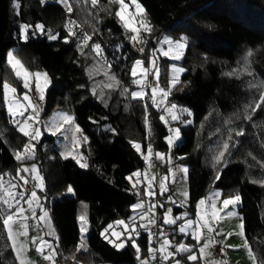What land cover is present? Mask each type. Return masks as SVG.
Masks as SVG:
<instances>
[{
	"label": "trees",
	"instance_id": "16d2710c",
	"mask_svg": "<svg viewBox=\"0 0 264 264\" xmlns=\"http://www.w3.org/2000/svg\"><path fill=\"white\" fill-rule=\"evenodd\" d=\"M17 2L19 9L13 0H0V196L5 198L10 182L25 190L15 158L25 137L7 117L2 98L4 82L22 90L21 79L7 62L11 51L28 71L44 70L48 75L42 116L64 111L81 129L80 153L87 167L61 157L52 136L36 144L31 159L43 180L39 194L50 201L62 251L59 264H151L149 230L139 231V258L130 243L117 249L101 232L108 224L128 220L132 206L145 199L142 176L133 175L141 173L144 160L133 144L167 151V130L159 112L146 99L131 98L136 86L130 71L132 63L146 58L164 34L187 41L183 58L187 71L168 99L191 112L192 122L182 129L183 144L178 148V160L188 170L189 217L195 218L197 202L213 188L224 196L239 195L245 238L257 264H264V101L260 100L264 88L259 87L264 83V0H137L151 28V34L141 32L143 53L132 46L131 32L115 16L119 5L109 0H98L95 7L91 0H69L70 14L55 2ZM24 23L33 26L27 40L20 32ZM37 24L44 30H37ZM69 27L76 35L65 43ZM84 33L92 39L82 54L77 45ZM93 43L101 44L100 56L88 55ZM245 64L251 75H225ZM109 83L111 89L105 87ZM124 88L128 92L121 94ZM257 103L260 107L253 111ZM221 151L225 154L217 164L215 157ZM81 215L86 216L88 234L86 250L77 251ZM184 238L190 241L182 234L175 240ZM0 264H16L1 215Z\"/></svg>",
	"mask_w": 264,
	"mask_h": 264
},
{
	"label": "rangeland",
	"instance_id": "374dc122",
	"mask_svg": "<svg viewBox=\"0 0 264 264\" xmlns=\"http://www.w3.org/2000/svg\"><path fill=\"white\" fill-rule=\"evenodd\" d=\"M40 1L42 4L47 2L58 3L62 5L63 8L67 11L65 4L62 3L61 0H40ZM68 4L70 5L69 0H68ZM125 4L128 5L125 14L126 18L131 19L134 26L140 29L139 36L141 39V32L145 31L140 25V20L143 19V16L137 13L135 4L132 2V0H125ZM121 23L123 25L122 21ZM66 26L67 27L71 26L70 18H68ZM134 34L135 33L131 32V36ZM164 37H168L174 42L179 40L178 38H175L170 34H164L158 40L155 41L153 48H151V51L149 52L146 58L139 57L132 63L130 69L131 74L134 69L136 72L135 76L132 75L133 79L140 81L139 84H134L136 86L134 91H141L142 89L143 99H146V92L144 90V87L146 86L147 83L148 73L151 75V79L156 81V73L158 71L159 87L167 90L169 86V82L172 80L174 75L173 66L175 65L176 67H183L184 56L180 60H174L172 59V56L176 54L175 51L170 53L169 56L167 57H165L162 54V51H168V47H169L167 44H161L159 42L162 41ZM131 44L137 51H139V49L141 48V43L139 42L131 40ZM153 52H155V55H153ZM137 60H141L143 61V63L140 66H137L135 63ZM151 61H154L155 66H153V63ZM10 66L12 67V65ZM145 69L147 70V73H145ZM13 71L15 73L14 69ZM29 72L46 73L44 70H34ZM182 75L183 73L179 74V79L181 78ZM19 79H21V84H22V90L20 92L14 86H12L7 82H4L3 85L5 83L9 84L12 88L16 89L15 93L5 90L2 85V98H3V107L5 113L7 117L10 119L11 123L15 126L16 130L25 137V143L23 145V148L19 152L23 154L24 146L31 144L35 146L34 147V153H35L36 144L44 136H52L54 138V145L58 149L59 155L61 157L65 158V155L71 158L72 156H76V158L80 159V161L82 162L78 133H74V128L77 126V124L74 121L72 126L69 127L67 124H64V122L60 119L62 114H67L69 116L72 115L64 111H57L49 115L48 117H43L42 111H43L44 99L43 100L39 99V93L36 90V84H37L36 77L34 75L29 77L28 89L23 88V83H24L23 78L21 77ZM39 84L43 91V95L45 96L46 90L49 87V80L47 79V82H45L44 77L41 76V78L39 79ZM24 93H27L32 98V102L35 106V109L33 107H28V101H25L23 99ZM150 97L151 99L149 103L151 104V106L159 112L160 118L161 116L164 117L162 121L167 130V134L165 136L167 151L166 152L163 150L155 151L153 146H151L153 152L152 155H149L147 150L148 145L145 148H143L141 144H140L141 146L140 151L138 152L136 150L144 160V168L141 170V176H142V181L144 183L145 199H141L140 201L137 202V203H143V207L139 209H134L133 206L137 204L135 203L132 206V213L129 216L128 220H124L125 223L128 225L127 232H131L133 227L130 220L131 217H135L134 227L136 228V231L147 232L149 230V228L153 225L149 223V220L154 219L156 213V205L155 203H152V199L157 197L158 199L161 198L158 204L161 210L157 209L158 215L160 216L159 230L167 228L168 230H170V232L175 231L176 234H182L186 238L187 237L190 238L189 242H185L186 241L185 238L182 241H177L175 240L176 234L173 235L161 234V233L159 234V242L157 243L158 252L162 256L166 255L169 252L174 253V256L169 257L167 260H164L166 264H175L176 260H179L180 264H186L187 262H195V264H257L256 258L255 259L252 258L254 257V254L251 250L248 241L245 238L244 229H243V235L240 234L239 225L242 221L241 213L239 211L240 202L235 206L230 205L228 209H225V212L235 213L232 216H226L224 215V212H218V210L221 209L223 206L222 203L223 200L225 198H229L235 195L224 196L220 189L213 188L206 194L205 197L202 198L205 200L204 205L198 204V202L201 199L197 202L195 206V218L189 217L190 213L187 210L189 204L187 173L178 171L179 168H187V165L184 162L178 160L181 157V155H179L178 153V148H180L181 145L183 144L182 129L186 128L188 125L191 124V123H187V121L192 122L191 115L188 114L191 112L187 108H183L176 105L177 107L174 110V112L170 113L168 109L171 107L173 103L169 101L168 99L169 96L166 99H164L162 93L160 92H157L155 97L157 104L159 105L157 107V105H154L152 103V88L150 89ZM9 107H11L12 109L11 112L9 111ZM182 109H186L187 111L182 112L181 111ZM37 111L39 113L38 116L36 115ZM21 112H23V115L19 114ZM172 114H175L178 117V119L172 120L171 119ZM29 117H33V119L29 120L28 119ZM26 120L28 121L27 126H25L24 124ZM14 121L16 122L14 123ZM54 124L63 125V129H67V130L64 131L62 129L61 132H57L55 135H53L52 133L54 129L52 126ZM20 127H25V131H27L29 135L28 136L24 135V133L20 131ZM176 128L180 130L179 138L174 140L172 146H169L166 138L174 134L173 132H170L169 129H176ZM36 129L40 130L41 135L36 140H31L30 137L31 135L35 134ZM74 136L76 141L78 142L75 145V147H73ZM70 149H71V153L69 154ZM157 152L164 154L165 159L164 160L156 159L155 153ZM33 157L34 156H31L30 158H25L23 160H18V169L24 167L31 168V166L35 164L36 168L38 169L39 177H41V173L38 165L31 160ZM145 157H148V159H145ZM169 159L170 162H168ZM154 160L159 162L162 166L157 172H155L153 166ZM19 175L26 177L28 180L36 181V184L40 182L39 180L33 179V177L36 176V173L20 172ZM165 177H167V179H165ZM161 180L164 181V184L168 189L167 191L163 192V194H161V190H160ZM20 181L23 185H25L23 180ZM11 184H15V183L13 182L8 183L5 187L6 190H12L17 193L21 192L19 191L18 187L15 189H11L10 188ZM149 185H151V187H149ZM41 190H42L41 188L36 187L35 191L37 192L39 201L38 203L33 202L31 209L29 208L28 203L25 202L30 197V193L26 192L25 190H22L24 192V199H21L19 196L15 197V200L20 201L19 207L25 209L23 216H21L19 213L16 212L17 205L15 203V200H12L10 197L5 196V198L9 199L10 202L12 203L13 205L12 208H9L7 204L3 203V201L0 202V215L2 221L6 219L8 214H12L14 219L12 222H10V224L13 232L26 231L27 233L26 235H20L17 238L18 243L24 245L23 250L18 252L17 249H14L12 247L13 240L9 239L8 228L4 225L16 264H20V260L26 261L27 264H53V261L45 259V256L49 255L51 249L44 247L42 251L37 250V248L40 247V241H39L40 237H42L45 241H47L55 248L54 264H59L58 258L62 254L60 240L56 228L54 226L53 220L50 216L49 207H48L50 201L47 202L45 198L43 199L41 198L39 194V191ZM147 191H155L156 195L149 196L146 194ZM217 192L220 193L218 197L214 195ZM184 193H187V195L185 196ZM67 194L71 195L72 192H67ZM169 197H171V199H169ZM173 201L175 203H173ZM213 203H215V209L212 208ZM161 204H163L164 207H160ZM152 205H155V207L152 208ZM150 208L151 211H149ZM168 208L172 209L170 215L171 219H175L177 216H181L183 218L177 220L176 224L173 225L164 224L163 219L165 217L166 209ZM32 209L35 210V214H33ZM45 211H47L48 216L45 217L43 220L39 219L44 215ZM214 211H217L219 216H222L223 219H213L212 213ZM184 213H187V216H184L183 215ZM187 219H192L194 221L192 228L188 231L187 234L181 233L179 231V226L185 223ZM204 219L208 220L209 225L213 228V231L209 233L207 228L202 226L199 227L198 230L200 233V240L198 243L193 238L192 231L197 229V221L199 222L200 225H203ZM22 223L26 225V229L21 227ZM80 224L81 221L79 219V231H80ZM112 225H113V229L109 230V233L107 234L109 236V239L115 241L117 244H119L121 240H126L127 232L125 231V225H118L116 223ZM141 225H144L145 227H141ZM113 231L123 234L121 235L120 240H117L116 236L112 234ZM87 234H88V230L86 233L83 234L80 231V240L78 243V248L80 247L81 236L83 235L84 237H86ZM137 237L138 236H135L133 234V238L136 240V244L138 245ZM33 238H36L35 243L33 242ZM165 239L169 241V244L162 249L161 246L164 244ZM210 240L213 242L210 243L209 247L205 249V252L202 254L200 249L203 248L204 244ZM148 242H149V249H153L155 251L156 246L155 244H153V237L150 234H149ZM246 242L248 245L247 247H245ZM84 243L86 245V239ZM127 243L131 244V241H128ZM181 244L191 249V251L177 252V248ZM215 248H219L220 250L223 249V251H221L222 254L221 257L213 256V249ZM117 249H122V248H117ZM249 251H251V256L249 254ZM190 254L197 255V260L196 261L188 260L187 257Z\"/></svg>",
	"mask_w": 264,
	"mask_h": 264
},
{
	"label": "snow or ice",
	"instance_id": "6c2138e0",
	"mask_svg": "<svg viewBox=\"0 0 264 264\" xmlns=\"http://www.w3.org/2000/svg\"><path fill=\"white\" fill-rule=\"evenodd\" d=\"M62 3L65 4L66 8H67V12L70 14L73 9H72V6L68 4V0H61ZM132 2L135 4V8L137 10V13L142 15L143 16V19L140 20V25L141 27L147 31L149 34H151V28L148 26L147 22H146V14H145V10L144 8L137 2V0H132ZM91 3L92 5L95 7L97 4H98V0H91ZM109 3L110 4H118L119 5V9L115 11V16L116 17H119L120 20L123 22V27L126 29V30H130L132 33H135L134 35H132L130 37V39L132 41H136V42H139L141 44H143L145 41L140 39V36H139V32H140V29H138L136 26H134V24L132 23V20L131 19H128L126 18V11H127V8H128V5L125 4V0H109ZM13 6L14 8L16 9H19L21 7L20 3L17 2V0H13ZM19 14V13H17ZM109 14L111 15V11H109ZM33 26L32 25H29L27 23H24L20 26V32L23 36V39L27 40L29 38V35H28V31L30 28H32ZM35 28L37 30H40V31H43V26L40 25V24H37L35 25ZM68 36H66L64 38V42L65 43H68L70 38L72 36H75L76 33L72 31V28L69 27L68 28ZM33 35H35V32L32 33ZM49 39H52V40H55L57 39V36L56 35H49ZM92 38L90 35H88L87 33H84L82 36L79 37V40H80V43L77 45V47L81 50V53L83 54V49L88 47V41H90ZM161 44H167L169 47H168V51H162V54L167 57L169 56L170 53H172L173 51L176 52L175 55L172 56V59L174 60H180L183 56H184V50L186 48V45H187V41L181 37L179 40L177 41H173L171 39H169L168 37H164L162 41H159ZM140 52H143L144 51V48L141 47L139 49ZM92 52H95L97 56H100L102 54V48H101V44L99 43H93L91 45V49H90V52L88 53V55H91ZM153 55H155V52H153ZM253 55V52L249 51L248 52V56H252ZM8 56V63L10 65H12L13 69L15 70V75L17 78H23L24 80V83H23V88L25 89H28L29 88V77L30 76H35L36 77V80H37V84H36V90L37 92L39 93V99L40 100H43L44 99V95H43V91L40 87V84H39V79L41 78V76L44 77L45 79V82H47V74L46 73H41V72H36V73H30L26 68H24L23 64L21 63V61L19 59H17L13 53L9 52L7 54ZM153 63V66L154 65V61H151ZM136 65L137 66H140L143 61L141 60H137L136 62ZM110 67V65H109ZM249 65L245 64L244 68L243 69H240V70H237V69H233L232 71L228 72V73H225V75H228V76H233V75H242V74H249L251 75V72L249 70ZM187 69L183 68V67H176L175 65L173 66V72H174V75H173V78L172 80L169 82V86L167 88V90L165 89H162L159 87V75H158V71L156 73V85L155 87H152V103L154 105H157V107L159 106L157 104V101H156V93L157 92H160L162 93L164 99H166L170 94H171V91L172 89L178 84L180 83L179 81V74L181 73H184L186 72ZM145 73H147V70L145 69ZM132 75L135 76L136 75V72H135V69L133 70L132 72ZM111 79H115L114 77H112ZM132 83L134 84H139L140 81L138 80H133ZM151 86V85H149ZM4 89L7 90V91H10L12 93H15L16 92V89L15 88H12L9 84L5 83L3 85ZM105 87L111 89L113 87V85L111 83L109 84H106ZM259 87L261 88H264V83L260 84ZM128 92V89L127 88H124L122 93L121 94H124V93H127ZM142 92L143 90L141 89V91H132L131 92V98L132 99H143V95H142ZM93 94L95 95L96 92H95V89H93ZM23 99L25 101H28V107H33L35 109V106L32 102V98L27 94V93H24L23 94ZM260 100L261 101H264V95H261L260 97ZM176 105L175 104H172L171 107L168 109V111L170 113H173L174 110L176 109ZM260 107V104L257 103L255 108L253 109V111H255L256 109H258ZM145 108L147 110V105H145ZM9 111L11 112L12 109L11 107H9ZM182 112H186L187 110L186 109H182L181 110ZM20 115H23V112L19 113ZM38 111L36 112V115L38 116ZM189 115H191V113H188ZM29 120L33 119V117H29L28 118ZM60 119L64 122V124H67L69 127L72 126L73 122H74V118L72 116H69L67 114H62ZM164 117L161 116V120H163ZM171 119L172 120H177L178 117L175 115V114H172L171 115ZM248 119H251V116L248 117ZM145 120H146V123H147V116L145 117ZM16 121H14L15 123ZM27 123L28 121L26 120L24 122L25 126H27ZM93 123H95V121H93ZM187 123H191V121H187ZM53 135H55L57 132H61L62 129H63V125H58V124H54L53 126ZM64 131H66L67 129H63ZM111 131H114V129H110ZM20 131L24 133V135L28 136L29 133L27 131H25V127H20ZM170 132H173L174 134L172 136H169L167 137V142H168V145L169 146H172L173 142L175 139H178L179 138V134H180V130L178 128L176 129H169ZM81 132V129L79 128V126H76L74 128V133H79ZM243 133L242 132H238L237 135H242ZM41 135V132L39 129H36L35 130V134L34 135H31V140H36L39 136ZM84 140L86 142L87 138L84 137ZM78 142L76 141L75 139V136L73 137V147H75V145L77 144ZM34 145H25L24 146V150H23V154L18 152L16 154V159L17 160H23L25 158H30L31 156H34ZM133 147L136 148V150L139 152L140 151V144L138 143H134L133 144ZM224 149L227 150L228 149V144H224ZM148 153L149 155H152V147L151 145L149 144L148 145ZM71 153V149L69 150V154ZM224 152L221 151L216 157H215V161L217 164L221 163L223 157H224ZM155 156H156V159L158 160H164L165 159V156L164 154L162 153H155ZM65 158H67V155H65ZM73 159H77L76 156H72ZM82 159V157H81ZM145 159H148V157H145ZM170 162V159L169 161ZM77 163L80 164L81 167H87V165L85 163H81L80 159H77ZM171 171V170H169ZM178 171H181L183 173H187V168H179ZM20 172H25V173H28V172H31V173H36V176L33 177V179L35 180H39L40 182L36 185H34V188L36 187H39V188H43V180L41 177H39V174H38V169L36 168V165L33 164L31 166V168H27V167H24V168H20L17 170V176L19 177L20 180H23L24 181V184L26 185L28 183V179L24 176H21L19 175ZM134 176H140L141 173L140 172H136V173H133ZM174 175V173H173ZM129 179L131 180L132 177L130 176ZM165 179H167V177H165ZM216 179H219V175H217ZM139 182V181H137ZM19 187V185H15V184H11L10 185V188L11 189H15ZM136 185L134 184L133 185V188H135ZM149 187H151V185H149ZM3 188V184L2 182H0V189ZM160 190H161V194H163V192L167 191L168 189L166 188L165 184H164V181L161 180L160 181ZM68 192H72L73 189L69 186L68 189H67ZM139 194V193H137ZM147 195L149 196H155L156 193L155 191H147L146 192ZM184 195L186 196L187 193H184ZM215 196H219L220 193H215L214 194ZM5 196L7 197H10L12 200H15V197L16 196H19L21 199H24V192L21 191L19 193L15 192V191H12V190H5ZM169 199H171V197H169ZM240 199L241 197L239 195H235V196H232V197H229V198H225L223 200V206L221 209L218 210V212H224V215L226 216H232L234 215L235 213L233 212H225V209H228V207L230 205L232 206H235L236 204H238L240 202ZM0 200H3V203L7 204L9 208H12V203L10 202L9 199H6L4 198V196H0ZM39 201V197L37 196V192L35 190L31 191L30 193V197L25 201L26 203H28L29 205V208L31 209L32 208V205H33V202H37L38 203ZM15 203L17 205V208H16V212L19 213L21 216H23V213L25 212V209L22 208V207H19V203L20 201L19 200H15ZM173 203H175L173 201ZM199 205H204L205 204V200L204 199H201L199 202H198ZM84 207L86 208L87 205H84ZM143 207V203H137L133 206L134 209H139V208H142ZM155 205H152V208H154ZM160 207H164L163 204L160 205ZM212 208L215 209V203L212 204ZM33 211V214H35V210L32 209ZM149 211H151V208L149 209ZM171 212H172V209L171 208H168L166 209V213H165V217L163 219V223L164 224H169V225H173V224H176V221L177 220H180L182 219L183 217L181 216H177L175 219H171L170 218V215H171ZM217 211H214L212 213V216H213V219H223L222 216H219ZM184 216H187V213H184L183 214ZM48 216V213L47 211L44 212V215L42 217H40L39 219L43 220L45 217ZM142 218H143V215H142ZM14 219L13 215L12 214H8L6 219H4L3 223L4 225L8 228V235H9V239L13 240V245L12 247L14 249H17L18 252L19 251H22L23 248H24V245L23 244H19L18 243V240L17 238L20 236V235H26V231L24 232H13L12 230V227H11V224L10 222H12ZM26 219V218H25ZM80 221H81V224H80V231L81 233H86L87 232V219H86V216L85 215H81L79 217ZM131 220V223L133 225L132 227V230L131 232H127V229H128V225L125 223L124 220H118L116 221L115 223L118 224V225H125V231L127 232V236H126V240H121V242L119 244H117L115 241L109 239V236L107 235L109 233V230L113 229V225L112 224H108L107 227H105L103 229V231L101 232V235L104 237V239L108 240V242L110 244H113L114 247H117V248H123L126 246L127 242L128 241H131V245L136 249V252L138 254V258H139V252H140V249H139V246L136 244V240L133 238V234L135 236H139L140 233L138 231H136V228L134 227L135 225V217H131L130 218ZM149 223L150 224H155L156 221L155 219H150L149 220ZM194 221L192 219H187L185 223L181 224L179 226V231L181 233H185L187 234L188 231L192 228V225H193ZM205 227L208 229V232L211 233L213 231V228L209 225V222L207 219H204V222H203V225H200L199 222L197 221V229L196 230H193L192 231V235H193V238L199 243V240H200V233H199V227ZM21 227L22 228H25L26 229V225L25 224H21ZM141 227H145L144 225H141ZM239 229H240V234L243 235V229H244V225H243V222L241 221L240 225H239ZM113 235L116 236V239L117 240H120L121 239V235H123L122 233H117V232H114L112 233ZM163 234V233H161ZM86 237H84L83 235L81 236V242H80V247L77 249V251H80V250H86V245L84 243ZM39 241H40V247L37 248L38 251H42L44 247H47L49 249H51V252L49 253V255L45 256V259L47 260H51L53 261V264H54V258H55V248L49 244L47 241H45L42 237L39 238ZM33 242L35 243L36 242V238H33ZM213 241H208L204 244L203 248L200 249L201 253L203 254L205 252V249H207L210 245V243H212ZM169 244V241L167 239H165L164 241V244L161 246V248L163 249L164 247H166L167 245ZM247 242L245 243V247H247ZM191 249H189L188 247H186L185 245L181 244L178 248H177V252H190ZM221 251H223V249H221ZM149 252L152 256L153 259H155V253H154V250L153 249H149ZM249 254L251 256V251H249ZM174 256V253H167L166 255H164L162 258L164 260H167L169 257H172ZM253 259H255V257H252ZM188 260L190 261H196L197 260V255L195 254H190L188 257H187ZM20 264H27L26 261L24 260H20ZM142 264H148L147 261H142ZM175 264H180V261L179 260H176L175 261Z\"/></svg>",
	"mask_w": 264,
	"mask_h": 264
},
{
	"label": "built area",
	"instance_id": "2783aa9c",
	"mask_svg": "<svg viewBox=\"0 0 264 264\" xmlns=\"http://www.w3.org/2000/svg\"><path fill=\"white\" fill-rule=\"evenodd\" d=\"M149 71V70H148ZM151 85V86H149ZM156 85V81L151 79V75L148 73L147 75V83L146 86L144 87V90L146 92V100L150 102V89L152 87H155ZM153 166L155 169V172H157L160 168H161V164L159 162H157L156 160L153 161ZM34 185H36V181H32V180H28V183L25 186V191L28 193H31V191L36 190V188H34ZM152 203H155L156 205V213H155V221L156 223L153 224L150 228H149V234L153 237V244H155L156 246V250L154 251L155 253V259L152 258L151 254V264H166L164 259L162 258L163 256L158 252L157 250V243L159 242V234L163 233V234H170V230L164 228L159 230V224H160V216L158 215L157 209L159 210V199L156 197L154 199H152ZM216 249H214V253L216 254ZM70 264H77L75 262H71Z\"/></svg>",
	"mask_w": 264,
	"mask_h": 264
},
{
	"label": "crops",
	"instance_id": "0c3cea01",
	"mask_svg": "<svg viewBox=\"0 0 264 264\" xmlns=\"http://www.w3.org/2000/svg\"><path fill=\"white\" fill-rule=\"evenodd\" d=\"M8 53H9V52H8ZM8 53H7V54H8ZM7 62H8V56H7ZM8 64H9V63H8ZM74 161L77 163V160L74 159ZM81 163H82V162H81ZM77 164L80 166L79 163H77ZM216 254H217V255H215V253H214V249H213V256H215V257H221V256H222V254H221V250H220L219 248L216 249Z\"/></svg>",
	"mask_w": 264,
	"mask_h": 264
}]
</instances>
